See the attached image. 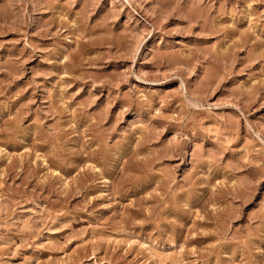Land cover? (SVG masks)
<instances>
[{
  "label": "rangeland",
  "instance_id": "374dc122",
  "mask_svg": "<svg viewBox=\"0 0 264 264\" xmlns=\"http://www.w3.org/2000/svg\"><path fill=\"white\" fill-rule=\"evenodd\" d=\"M0 264H264V0H0Z\"/></svg>",
  "mask_w": 264,
  "mask_h": 264
},
{
  "label": "bare ground",
  "instance_id": "6f19581e",
  "mask_svg": "<svg viewBox=\"0 0 264 264\" xmlns=\"http://www.w3.org/2000/svg\"><path fill=\"white\" fill-rule=\"evenodd\" d=\"M98 125V124H97ZM159 159V158H158Z\"/></svg>",
  "mask_w": 264,
  "mask_h": 264
}]
</instances>
